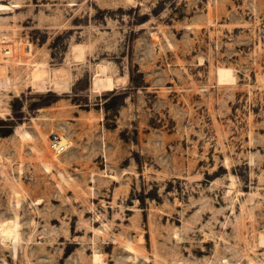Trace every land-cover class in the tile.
<instances>
[{
    "label": "rangeland",
    "instance_id": "1",
    "mask_svg": "<svg viewBox=\"0 0 264 264\" xmlns=\"http://www.w3.org/2000/svg\"><path fill=\"white\" fill-rule=\"evenodd\" d=\"M0 264H264V0H0Z\"/></svg>",
    "mask_w": 264,
    "mask_h": 264
},
{
    "label": "bare ground",
    "instance_id": "2",
    "mask_svg": "<svg viewBox=\"0 0 264 264\" xmlns=\"http://www.w3.org/2000/svg\"><path fill=\"white\" fill-rule=\"evenodd\" d=\"M105 85H106V86H107V85L109 86V85H110V83H107V84H105ZM102 87H103V85H102ZM104 88H105V87H104ZM99 258H100L99 256H96V255H95V259H97V260H98Z\"/></svg>",
    "mask_w": 264,
    "mask_h": 264
}]
</instances>
